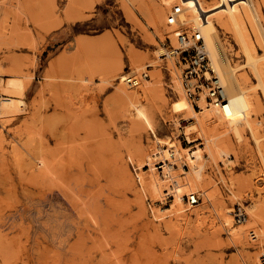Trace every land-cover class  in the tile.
<instances>
[{"label":"rangeland","instance_id":"obj_1","mask_svg":"<svg viewBox=\"0 0 264 264\" xmlns=\"http://www.w3.org/2000/svg\"><path fill=\"white\" fill-rule=\"evenodd\" d=\"M17 1L0 0L2 87L10 77L26 82L23 111L0 114V264H264V94L256 88L260 107L249 112L254 134L245 125L241 140L225 134L213 154L198 131L188 142L194 117L173 108L181 96L191 105L194 100L183 88L177 56L159 52L178 45L179 27L165 19L172 2H199L206 12L219 0ZM254 2L264 22V0ZM158 5L164 16L157 26L150 13ZM211 15L204 18L214 22ZM223 29L216 25L220 42L233 50L230 62L242 63L235 37ZM243 31L262 53L253 24L246 21ZM110 65L113 76L102 71ZM126 72L148 77L132 88L123 82ZM152 83L157 88L137 102L143 115L116 97L118 86L132 93ZM4 92L0 86V98L10 95ZM57 98L69 105L56 113ZM167 147L175 154L165 163L173 168L167 174L183 187L180 203L173 187L163 194L166 180H159L163 192L151 188ZM192 151L204 165L202 187L186 186ZM191 191L200 196L197 205L186 203ZM237 205L245 209L242 222L234 215ZM233 231L245 242L240 245Z\"/></svg>","mask_w":264,"mask_h":264},{"label":"bare ground","instance_id":"obj_2","mask_svg":"<svg viewBox=\"0 0 264 264\" xmlns=\"http://www.w3.org/2000/svg\"><path fill=\"white\" fill-rule=\"evenodd\" d=\"M239 1L240 0H219V4L214 3V4H211L210 6H208V8L205 9L206 12H204V10H202V8L199 6V2H194L191 5L184 6L182 1H177V2L181 3L183 5V8L186 9V11H187L186 14H185V12L183 14H181V17H183V19H185L186 22H189L191 26L195 27L196 31L202 36L203 43H204L206 52H207L209 60H210L211 67L213 68V70L218 75V77L222 83L224 93H225V95L229 101H228V104L225 106V111H223L222 109L219 110L218 108L209 104L204 99L203 96L199 100H194L192 105L190 104V102L186 98L181 96L180 100L174 103L173 109L176 112L184 111L186 114L185 116H187L188 118L194 117V122H193L194 124L189 125L191 127H189L185 132L188 142L191 143L194 140H196V138L190 137L189 134L194 132V131H198L200 134L204 135L205 139L207 140V142L209 144V150L213 154L215 153V150H217V148H219V146H220L218 143V139L225 134L233 133L237 140H241L243 130H244V125L247 126L249 129H251V133L254 134L253 125L251 123V119H250L251 117L249 115V112L251 109L253 111L254 110L257 111V110H259V107H260L261 101H260V98L258 97V95L256 93V88H260L262 91V94H264V22H262L260 10L258 9L254 0H244V3H239ZM16 3H19V2L16 0ZM123 8H124L125 14L129 18H132L133 17L132 11L129 10V8H127L126 5ZM207 13L212 14L211 17L214 18V22L209 20V19L207 20L206 18H204V16ZM163 16H164V12H163V9L161 8L160 5L155 6L150 13L151 21L157 26L160 22H162ZM246 21L251 22L254 26V32L258 38V46L262 50V53H260V54L257 53L256 48L254 47V45H252L250 43V41L248 40V36H246L244 31H243L244 23ZM216 25L219 28L226 29L228 32H232L231 34H233V36L235 37L236 43L239 45L241 55L243 56V62L242 63L232 64L230 62L229 55L233 54V50H232V48H229L231 46H229V47L224 46V44L220 42L218 35L216 33ZM173 26H175V25H172V28H174ZM158 30H160V29L158 28ZM174 31H176V29ZM249 33H251V32H249ZM177 34H178V30H177ZM177 34L175 33L176 40H177ZM176 43L179 45L178 40ZM81 45H80V43L78 44V46L80 48L81 47L83 48V46H81ZM178 45H174V47H177ZM82 51H83V49H82ZM159 52H160V54H168V55L172 54V52H170V50L165 52L164 49H160ZM77 55H79V54H77ZM132 56H130L129 58H131ZM69 57L71 58V56H69ZM138 60H139V58L137 59V57H134V56L132 57V63H134V65H136V66H139ZM75 62H77V61L75 60ZM84 64H85L84 65V67H85L86 63H84ZM54 65L56 66V64H54ZM65 65L67 66V63ZM155 65H157V63ZM64 66H63V68H64ZM73 66H74V64H73ZM98 66H95V67H98ZM104 66H102V67L104 68ZM84 67H82V68L87 69V67H85V68ZM89 67H90V65H89ZM14 69H16V68H14ZM106 69H107V72H105V73H109L110 71L113 70V68L110 65L109 67H107V68L105 67V69H102L103 73ZM72 70H74V69L72 68ZM52 71H54V70H52ZM78 71H79V69H78ZM78 71H77V74H78ZM248 72L251 73L252 77L255 79V82L250 81V77H249L250 75H248ZM62 73H64V71H62ZM79 73H81V72H79ZM114 73H115V71L112 72L111 74H109V76L115 75ZM127 73H131V72H126L125 74H123V76L126 75ZM60 74H61V71H60ZM82 74H83V72H82ZM154 75H155V73H154ZM57 76H59V74ZM63 76L65 77V75H63ZM103 78L106 79L105 77H103ZM84 79H86V78H84ZM142 80H141V82H142ZM77 83H78V81H77ZM0 86H1V89L3 91H6L7 93L10 94L9 96H2L0 98V114L2 116L3 115L15 116L17 114H20L24 108V107L22 108V106L26 104V103L24 104V101L21 99V97L23 96V93L25 91V88H26V82H24V80H21L19 77H10L8 80H6L3 87H2V82L0 80ZM129 87H131V86H129ZM135 87H137V86H135ZM156 88H157L156 84L152 83L150 86L147 87V89H146V87H141L140 90L142 92H139V90L138 91L136 90L135 92L130 93V92H127L124 88L118 86L116 88V97L122 103L123 107L128 108V106L132 105L134 108L137 107V109H138L137 102L140 100V95L143 93L153 92ZM6 92H4V93H6ZM64 98H66V97H64ZM55 100L56 101H54L53 104L51 103L52 106L54 105L52 107L53 111L63 109V107L65 108V105H67L69 102V101H67V102L63 101L64 103L65 102L67 103L64 105L62 103V101H60V100H62L61 98H60V100L58 98ZM198 102H200L201 105L198 104ZM47 105H49V102L46 104V106L44 108H46ZM197 105H198V107H197ZM192 106L199 108L198 111H200L201 113L200 114L196 113V111L193 109L194 107H192ZM65 111H66V109H65ZM71 111L72 110H70V112ZM138 111H139V114L143 115V111L141 109H138ZM44 112H45V110H44ZM57 112L58 111H56V113ZM254 139H255V143H257V145H258L259 140L256 138V136L254 137ZM228 145L230 147H232V144L230 142H228ZM223 146H224V144H222V148H223ZM182 149L186 150V148H184V147H182ZM163 150H166L167 154H164V156H162V157L165 160H169L170 159L169 158V155H170L169 151L172 149H170V148L168 149V147H167L166 149L164 148ZM195 153H196V151H194V153H193V151H192V153L191 152L189 153V158L193 161V164L190 166L192 168V172H191V176L188 177L186 180V186H192L194 184L199 186L200 183L203 181L202 180L203 179L202 171H203L204 165L201 162L200 163L196 162V159H195L196 154ZM173 154H174V151H173ZM221 154L222 155L226 154L224 149H221ZM152 156H153V154H152ZM174 158H175V154H174ZM181 160H182V158H181ZM41 161H42V164L44 166H46V167L48 166L45 160H41ZM182 161H184V160H182ZM151 162H152V160H149L150 164H151ZM178 164H179V162H178ZM165 167H166V165H165ZM167 167L163 168L161 171H159L160 176H161V177H159V175H158L159 179H158L157 175L156 176L154 175L151 177V179H150L151 188L156 193L160 192V189H161L163 183L161 181L159 184V180H160V178H162L161 180H166V182L169 185H166L167 183L165 184V182H164V185H166L164 189L167 190L168 188L173 187L175 189V190H172L175 194L174 195L175 199L177 202L180 203L181 192L179 190L182 189L183 187L179 186L178 179L176 177H174L175 175L172 176L174 178L169 177V175H168L169 170H170V168H172V166L167 165ZM261 169L264 170V154H262ZM181 183L184 185L183 182H181ZM172 184H174V185H172ZM204 187H205V184H204ZM207 187H205V190L208 189ZM162 189H163V187H162ZM205 190H203V191H205ZM162 192H163V190H162ZM163 194L164 195L168 194V192H164ZM207 197H208V193H207ZM185 206L187 207V205H185ZM254 210H252V213H254L256 216L254 214H252V215H254L255 217H261L260 215L262 213V210L260 208H258V206H254ZM177 211L178 212H176V214H178V215L183 214L182 213L183 211L180 208H178ZM195 211H197V210H195ZM257 220H258V218H257ZM230 222L231 221H230L229 216H228L227 223H230ZM231 228H233V227H231ZM233 236H234L233 238L240 241V245L243 242H245L244 241L245 239L243 237L244 235H242V232H239V233L234 232ZM237 244H238V242H237Z\"/></svg>","mask_w":264,"mask_h":264},{"label":"built area","instance_id":"obj_3","mask_svg":"<svg viewBox=\"0 0 264 264\" xmlns=\"http://www.w3.org/2000/svg\"><path fill=\"white\" fill-rule=\"evenodd\" d=\"M184 13V8L181 3L174 1L166 13V24L169 26L175 25L179 27L177 40L179 45L172 46L170 52L176 55L180 64L182 65L181 79L183 88L187 96L193 100H199L203 96L204 99L219 110L225 111V106L228 104L222 83L213 70L210 64L208 54L206 52L203 38L196 31L195 27L185 26L186 20L181 17ZM148 77L147 72L127 73L123 76V82L131 87L138 86L142 79ZM198 107V105H197ZM169 158L173 159V151H169ZM169 160L164 158L159 159L156 164L158 170L161 171L163 166ZM185 164H183L184 166ZM167 192L166 190H164ZM200 196L198 192L191 191L186 194V203L195 205L199 202ZM160 201V200H159ZM238 222L245 220L246 215L240 205H237V210L234 213ZM252 238L255 237L254 232L251 230Z\"/></svg>","mask_w":264,"mask_h":264}]
</instances>
